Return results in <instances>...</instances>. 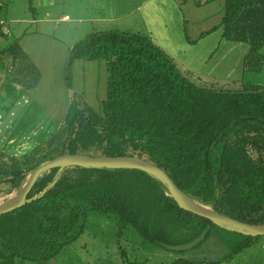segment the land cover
I'll use <instances>...</instances> for the list:
<instances>
[{"label": "trees", "instance_id": "1", "mask_svg": "<svg viewBox=\"0 0 264 264\" xmlns=\"http://www.w3.org/2000/svg\"><path fill=\"white\" fill-rule=\"evenodd\" d=\"M226 1L224 36L247 44L246 59L256 58L260 66L264 0ZM4 54L12 59V74L29 78L27 55L17 44ZM76 59L107 63V97L99 109L72 91ZM36 74L25 88L37 83ZM228 82L185 67L149 35L120 30L90 33L70 51V102L59 122L65 140L57 143L61 155L142 157L165 169L201 203L245 222L264 223V85ZM6 156L0 148V186L14 190L39 165L13 169L14 162L9 168L2 160ZM10 159L14 161L13 156ZM57 171L44 173L29 197L51 183ZM97 211L114 214L146 240L177 252L200 246L212 228L219 227L182 209L144 171L72 167L42 198L0 216V264L52 260L86 230L89 214ZM251 239L248 236L237 250ZM123 259L124 264H140L125 251ZM174 264L204 263L181 258Z\"/></svg>", "mask_w": 264, "mask_h": 264}, {"label": "crops", "instance_id": "2", "mask_svg": "<svg viewBox=\"0 0 264 264\" xmlns=\"http://www.w3.org/2000/svg\"><path fill=\"white\" fill-rule=\"evenodd\" d=\"M226 4V0H0L6 19V32H0V51L5 56L4 51L17 44L39 69V61H60L58 66L53 64L56 83L47 91L66 95L61 121L70 102L66 69L71 48L93 32L120 30L149 35L197 74L214 76L220 62L230 57L239 64L241 74L231 77L229 71L221 77L243 82L249 47L224 36ZM74 69L79 71L80 93L101 108L107 97L106 61L76 59ZM42 79L43 74L39 83L25 88L35 102L46 86Z\"/></svg>", "mask_w": 264, "mask_h": 264}, {"label": "rangeland", "instance_id": "3", "mask_svg": "<svg viewBox=\"0 0 264 264\" xmlns=\"http://www.w3.org/2000/svg\"><path fill=\"white\" fill-rule=\"evenodd\" d=\"M62 28L64 29V26ZM58 33L63 35L61 31ZM10 38L15 39L12 36H9ZM238 49L240 50V47ZM262 54L260 66L255 64L256 58L244 59L246 67L244 66L242 72L246 83L264 85V48ZM233 60L227 57L223 63L220 62L215 68L214 76L200 74L211 79L214 77V80L218 81H229L221 76L229 71L231 77L241 74L239 64ZM24 63L30 71L29 78L17 73L12 74L15 72L12 60L0 51V148L9 155L2 159L9 168H12L15 162L13 169H27L29 166L40 165L44 160L60 156L62 146L57 143L63 144L65 140V135L60 130L59 115L67 106L66 95L47 91L51 90L49 86L56 83L54 76L57 75L54 73L53 64L58 66L60 61H39L40 69L34 61L27 60ZM33 68L39 73L40 79L43 74L42 83L46 85L40 84L39 87L43 86L44 92L36 102L30 99L32 96L25 89L27 84L36 80L37 74ZM78 73L73 65L72 91L80 93ZM14 75L18 78L16 82L12 79ZM236 81L237 79L231 80L227 84ZM90 102L95 109H99L96 104ZM11 156L14 161L10 159ZM19 190L20 188L11 190L8 185L0 186V203L17 195ZM247 238L248 236L241 233L214 226L210 236L200 246L177 252L146 240L135 227L122 224L114 214L97 211L89 214L86 230L52 260L44 263L18 260L17 264H124V251L132 262L140 264H174L181 258L204 264H264V235L252 237L247 246L237 250Z\"/></svg>", "mask_w": 264, "mask_h": 264}, {"label": "water", "instance_id": "4", "mask_svg": "<svg viewBox=\"0 0 264 264\" xmlns=\"http://www.w3.org/2000/svg\"><path fill=\"white\" fill-rule=\"evenodd\" d=\"M72 167L95 169H137L144 171L152 178L159 181L175 199L178 205L187 211L211 220L217 226L246 236L264 235V223L254 224L239 220L228 214L214 210L208 205L194 199L181 189L168 172L162 167L142 157L132 155L105 156L88 154H64L48 160L34 168L22 183L17 195L0 203V216L21 208L42 198L60 180L63 173ZM58 168L53 181L49 183L39 194L29 197L36 182L44 173Z\"/></svg>", "mask_w": 264, "mask_h": 264}, {"label": "built area", "instance_id": "5", "mask_svg": "<svg viewBox=\"0 0 264 264\" xmlns=\"http://www.w3.org/2000/svg\"><path fill=\"white\" fill-rule=\"evenodd\" d=\"M5 24H6V19L4 18L3 9H2V7L0 5V32H6L5 31V28H6Z\"/></svg>", "mask_w": 264, "mask_h": 264}]
</instances>
